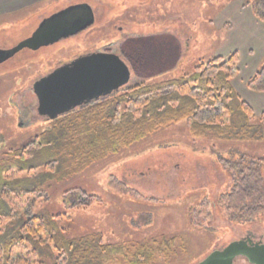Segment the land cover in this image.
Returning a JSON list of instances; mask_svg holds the SVG:
<instances>
[{
	"label": "rangeland",
	"instance_id": "1",
	"mask_svg": "<svg viewBox=\"0 0 264 264\" xmlns=\"http://www.w3.org/2000/svg\"><path fill=\"white\" fill-rule=\"evenodd\" d=\"M223 1L38 0L24 3L15 10L1 11L0 48L17 45L30 36L45 17L76 3L92 5L96 21L76 35L38 50L23 49L0 64V161L8 159L10 151L30 143L51 125L38 113L34 82L80 54L112 51L128 61L127 54L131 56L136 72L146 74L151 71L150 64L161 63L163 53L171 45L178 50L176 45L180 44L183 56L178 55L179 67H171L177 57L168 60L163 67L172 69L167 75L173 76L182 74L184 69L190 72L192 65L202 59L218 54L227 57L235 52L227 53L228 50L238 44L243 53L244 33L235 34L226 15L217 17ZM161 31L173 34L176 40L166 34L154 41L143 37ZM256 40H261L260 36ZM137 47L145 52L136 50ZM261 56H264V50L257 47L252 54L253 60L257 61ZM240 64L237 86L243 83L252 68L250 63ZM160 77L162 75L147 79L155 81ZM65 132L60 130L59 137ZM208 134L204 139H195L189 132L188 123L181 121L130 148L99 156L73 174L59 171L60 174L54 175L38 167L30 174L27 170H13L12 175L24 187L38 185L42 188L46 197L35 203L36 213L61 214L59 221L70 237L78 239L98 231L109 244L147 238L151 241L147 246L156 264H197L214 249L248 233L264 241V212L252 221H238L231 219L225 207L217 203L218 196L229 191L233 184L224 161L244 155L247 159L264 158V139L218 140L210 137L212 132ZM56 145H60L58 139ZM48 150L46 157H53L52 150ZM62 157L68 156L63 153ZM30 178L35 182L27 184L24 180ZM75 189L76 193L73 192ZM82 190L98 195L102 202L87 209L71 207ZM24 210L19 214L22 221ZM65 214L69 219H64ZM19 227L17 218L9 230L16 228L17 232ZM163 234L177 239L166 240ZM21 259L20 264H23L24 259ZM27 259L29 264H41L37 255ZM98 263L102 260L90 252L85 264ZM46 264H54V261L47 260ZM235 264L250 263L239 258Z\"/></svg>",
	"mask_w": 264,
	"mask_h": 264
},
{
	"label": "trees",
	"instance_id": "2",
	"mask_svg": "<svg viewBox=\"0 0 264 264\" xmlns=\"http://www.w3.org/2000/svg\"><path fill=\"white\" fill-rule=\"evenodd\" d=\"M247 4L254 15L264 21V0H247ZM153 34L143 37L154 41L166 34L176 40L167 32ZM137 49L142 51L139 47ZM180 54L182 57V49ZM125 56L133 69L130 83L110 96L77 107L55 119L44 118L51 123L48 129L25 146L10 151L11 156L0 161V264H20L21 258L23 264H29L27 258L35 255L40 257L41 264L51 259L54 264H85L90 252L102 260L101 264H156L147 246L151 241L147 238L142 240L144 243L109 244L103 241V235L98 231L78 239L70 237L59 221L61 214L36 213L35 203L46 197L42 188L38 185L22 186L12 175L13 170H27L30 174L33 169L43 167V171L48 170L54 175L60 172L73 174L99 156L130 148L181 121L188 123L189 132L195 139H204L210 132L213 133L210 137L218 140L264 139V111L256 113L234 85L239 72L237 51L227 57L217 55L202 59L192 65L190 72L184 69L182 74L173 76L167 75L172 70L167 68L145 76L138 74L131 56ZM176 63L178 58L172 65L175 69L179 67ZM149 66L151 70L158 67ZM156 75L162 77L155 81L147 79ZM246 85L250 90L264 92V65L247 80ZM60 130L66 131L64 136L59 137ZM56 135L60 145H56L57 139H52ZM46 150H52L53 157L47 158ZM63 153L68 157L63 158ZM244 156L224 161L233 184L229 191L218 196L217 203L225 207L231 219L252 221L264 212V158L247 159ZM30 179L24 181L27 184L35 182ZM98 202H102L98 195L82 190L71 207L87 209ZM22 209H25L23 221L19 215ZM17 218L19 231L16 232V228L9 230ZM162 236L166 240L177 239Z\"/></svg>",
	"mask_w": 264,
	"mask_h": 264
},
{
	"label": "water",
	"instance_id": "3",
	"mask_svg": "<svg viewBox=\"0 0 264 264\" xmlns=\"http://www.w3.org/2000/svg\"><path fill=\"white\" fill-rule=\"evenodd\" d=\"M92 5H69L45 17L31 36L11 48H0V64L23 49L38 50L76 35L95 24ZM132 80V69L116 52L93 51L56 67L34 82L38 113L55 119L77 107L118 92ZM245 258L250 264H264V241L242 237L211 251L197 264H235Z\"/></svg>",
	"mask_w": 264,
	"mask_h": 264
},
{
	"label": "crops",
	"instance_id": "4",
	"mask_svg": "<svg viewBox=\"0 0 264 264\" xmlns=\"http://www.w3.org/2000/svg\"><path fill=\"white\" fill-rule=\"evenodd\" d=\"M34 1L38 0H0V12L3 10H15L22 6L24 3L26 4ZM223 2L225 3L217 17L219 15H226V17L231 21L230 28L234 29L233 31L235 32V34H241L243 32L245 35V41L241 43L244 45L245 49H243V53L240 50L241 46H238L239 44L236 48L234 47V49L228 50L227 52L230 53V51H237L239 53V72L234 79V85L238 89L242 97L252 106L254 111L256 113H261L264 111V92L250 90L246 85V82L251 76H253L256 71H258L264 65V56H261L257 61L253 60L254 57H252V54L257 47L259 49L262 48L264 50V21L259 20L254 15L252 8L247 4V0H224ZM259 36L261 40H256ZM176 46H178V50H175L177 49V47L171 45L169 50L166 53H163V57L160 61L161 63L156 64L158 67L151 70L150 72H147L146 74H144L143 71L140 74L144 76L149 75L163 68L166 65L167 61L171 60V58L173 60L176 57L178 58L181 46L179 44ZM141 50L142 52H145V49ZM150 50L151 54L154 53L151 47ZM220 56H226V54ZM177 58L175 60H177ZM150 60L151 59H149V61ZM242 62H244V64L250 63L252 68L250 70V74L243 81V83H239L240 86H237L236 84L239 82L238 80L240 79L238 75L241 72L240 63Z\"/></svg>",
	"mask_w": 264,
	"mask_h": 264
},
{
	"label": "flooded vegetation",
	"instance_id": "5",
	"mask_svg": "<svg viewBox=\"0 0 264 264\" xmlns=\"http://www.w3.org/2000/svg\"><path fill=\"white\" fill-rule=\"evenodd\" d=\"M96 51H100V50H96ZM243 237H252L255 241H259L260 240V239H256V237H254L253 233H248L246 236H243Z\"/></svg>",
	"mask_w": 264,
	"mask_h": 264
}]
</instances>
